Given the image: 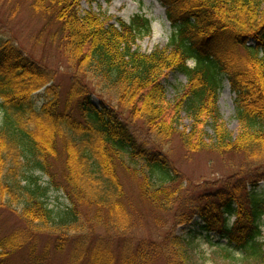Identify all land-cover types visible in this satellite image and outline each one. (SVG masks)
<instances>
[{"label":"trees","instance_id":"obj_1","mask_svg":"<svg viewBox=\"0 0 264 264\" xmlns=\"http://www.w3.org/2000/svg\"><path fill=\"white\" fill-rule=\"evenodd\" d=\"M81 1L18 0L12 9L24 3L43 22L39 32L56 45L69 74L64 93L55 70L8 34L0 39V207L21 201L15 211L24 223L22 232L19 227L0 237V261L25 245L27 233L65 239L95 223L111 237L124 235L122 264H189L188 242L175 228L198 215L207 231L219 232L253 264H264V240H257L264 188L255 190L264 181V0H160L172 32L165 47L150 52L135 45L151 31L146 16L125 22L92 10L82 13ZM172 71L183 73L186 85L170 102L162 80ZM223 78L235 94L234 136L220 120ZM42 88L46 99L35 106L32 96ZM183 110L190 120V129L181 133L188 150L237 155L231 175L203 187L213 190H190L167 158ZM139 121L145 136L129 130ZM59 142L61 184L54 182L53 165ZM126 158L143 163L141 171L133 168L140 171L142 202L152 215H169L161 224L152 221L166 229L162 236L136 242L131 236L135 218L116 172L119 163L131 167ZM22 164L46 175L48 186L61 188L69 206L48 208L43 198L48 188L37 178L22 185L17 178ZM225 214L235 216L230 226ZM98 255L92 253V264H99Z\"/></svg>","mask_w":264,"mask_h":264},{"label":"rangeland","instance_id":"obj_2","mask_svg":"<svg viewBox=\"0 0 264 264\" xmlns=\"http://www.w3.org/2000/svg\"><path fill=\"white\" fill-rule=\"evenodd\" d=\"M16 2L18 0H0V39L3 38L4 34H8L23 48L31 50L33 57L44 61L48 67L55 70V83L60 85L61 91L64 93L69 86V74L64 69L65 64L61 54L56 45L48 40L45 33L40 34L39 31L43 22L31 12L26 4H20L15 12L12 11ZM87 10L119 18L125 22H129L136 14L149 18L151 31L147 35L139 37L135 43L141 52H150L155 48L165 47L172 32V25L166 16V7L160 0H82L80 11L83 13ZM188 65L192 66L193 62L188 61ZM162 82L166 98L172 102L180 96L178 93L186 85V77L183 73L172 71L166 74ZM234 98L235 94L232 92L228 80L223 78L217 104L221 115L220 120L232 132L233 136L237 130ZM45 99L44 88L32 96L35 106H40ZM94 102L98 104L96 98H94ZM180 115L182 119L176 129L178 131L172 132L166 148L167 158L179 173V180L181 179L184 184L188 183L190 190L193 187H195L194 192L213 190V188L206 187L203 189V187L231 175L233 162H236L237 155L232 153L221 155L207 149L196 152L188 150L182 141L181 133L182 130L188 131L190 129V120L185 110ZM139 128L141 133H139ZM132 129L137 130L138 133L134 136H145L141 121L136 124V127H130L129 130ZM206 131L212 135L210 127ZM58 150L59 156L53 160L54 182L61 184L64 158L62 142L58 143ZM126 164L131 167L125 168L119 163L116 172L124 186L126 205H128L132 217L135 218L132 222V235H130L134 238V242H136L135 239L142 237L154 238L158 234L164 235L166 229L154 227L152 221L157 219L161 224L162 220H166L169 216L168 213L158 211L152 215L148 206L140 198L139 182L141 177L139 174L142 161L129 162L126 158ZM22 165L17 170V178L22 179V185H25L30 177L37 178V183L41 187H47L43 198L48 208L57 212L65 210L69 206V200L61 188L48 186L50 181L46 175L41 174L32 166ZM134 167L140 171L137 173L135 169L133 170ZM217 186L219 184H216ZM263 188L264 181H261L255 190L261 192ZM202 203L205 204L206 201ZM11 207H0V237L13 234L19 227L22 229L20 231H23L24 223L15 211L22 208L21 201L13 202ZM195 219L198 220L194 216L189 222L179 224L175 228V233L188 242L189 264H253L250 257H246L239 248L234 245H227L223 239L218 241L216 239L218 234L215 231L211 230L207 236L206 231H202V228L195 224ZM234 219L235 217L231 216L229 224ZM258 224L261 235L257 240L261 242L264 240V215L260 217ZM93 229L85 226V228L70 231L65 239H60L59 236L46 232L27 233L28 239L25 245L7 255L0 261V264H92L93 252L99 254L96 258L99 264H106L107 259H110L112 264H122L124 235L117 234L115 237H111L106 234L103 227H98L95 223ZM59 245L61 247H58ZM151 264H164V262L157 260Z\"/></svg>","mask_w":264,"mask_h":264}]
</instances>
